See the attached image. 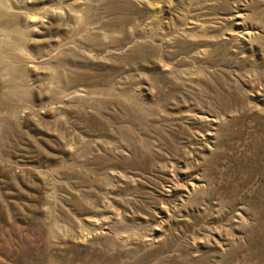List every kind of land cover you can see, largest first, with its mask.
I'll list each match as a JSON object with an SVG mask.
<instances>
[{
    "label": "rangeland",
    "instance_id": "obj_1",
    "mask_svg": "<svg viewBox=\"0 0 264 264\" xmlns=\"http://www.w3.org/2000/svg\"><path fill=\"white\" fill-rule=\"evenodd\" d=\"M0 264H264V0H0Z\"/></svg>",
    "mask_w": 264,
    "mask_h": 264
}]
</instances>
